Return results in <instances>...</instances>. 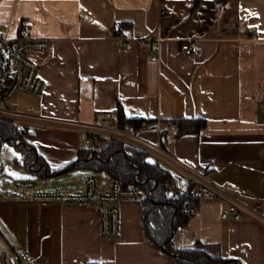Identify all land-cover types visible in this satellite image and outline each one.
I'll use <instances>...</instances> for the list:
<instances>
[{"label":"crops","instance_id":"1","mask_svg":"<svg viewBox=\"0 0 264 264\" xmlns=\"http://www.w3.org/2000/svg\"><path fill=\"white\" fill-rule=\"evenodd\" d=\"M26 24L33 36L51 38L54 50L41 71L43 96L20 112L83 123L115 112L112 124L123 127L122 113L129 119L123 128L160 140L215 183L264 197V0H0L1 33L17 37ZM119 37L131 47L121 46ZM149 37L161 40L156 54L143 45ZM188 39L198 43L195 58L182 52ZM185 118L205 119L206 125L178 136ZM144 121L153 126L142 128ZM25 140L53 171L77 160L85 145L83 135L57 129L33 131ZM14 163L48 190L0 188V247L29 251L30 264H172L170 254L145 235L143 198L120 204L118 240L101 236L97 209L36 198L83 193L89 176L108 191L109 176L98 179L78 168L41 177V168ZM175 180L180 192L187 188ZM225 208L201 203L175 236L176 246L200 243L215 258L264 264V228L222 219ZM0 264H9L3 254Z\"/></svg>","mask_w":264,"mask_h":264},{"label":"built area","instance_id":"2","mask_svg":"<svg viewBox=\"0 0 264 264\" xmlns=\"http://www.w3.org/2000/svg\"><path fill=\"white\" fill-rule=\"evenodd\" d=\"M160 41L159 38L149 37L145 38L143 45L152 54H156L160 49ZM118 42L123 47H131V42L125 38L119 37ZM181 49L188 58H195L199 53L195 39L182 42ZM53 50V40L33 36L32 28L28 24L23 25L19 35L14 38L6 32H0V121L12 123L17 130L28 135L36 130L57 129L83 135L85 144L88 145L101 138L122 142L143 151L159 166L173 172L180 180L186 181L187 185H193L196 202L186 204L190 216L197 213L203 202H222L226 205L221 211L222 219L230 217L235 221L248 220L264 228V197H246L242 189L233 184L215 183L203 171L164 149L160 140L150 142L131 129L112 124L113 120H118L115 112L99 113L93 122L83 123L14 109L10 100L19 91L38 98L43 96L45 81L41 71L51 59ZM152 126L153 124L146 121L142 123V128ZM85 184V191L80 194L44 195L36 198L97 209L101 236L104 239H120V204L125 200H141L144 193L139 188L125 187L120 180L112 181L108 191H101L95 176H89ZM174 185L175 181H170L167 191L171 192ZM0 254L7 257L9 264H30L32 260L29 251L19 253L0 247Z\"/></svg>","mask_w":264,"mask_h":264},{"label":"trees","instance_id":"3","mask_svg":"<svg viewBox=\"0 0 264 264\" xmlns=\"http://www.w3.org/2000/svg\"><path fill=\"white\" fill-rule=\"evenodd\" d=\"M120 125L128 124L129 119L120 113ZM135 128L138 121H132ZM206 125L205 119H182L177 126V135L199 133ZM23 132L12 123L0 121V147L5 141H13L22 152L21 162L32 170L41 168L38 175L47 177L69 172L78 168L94 172H105L112 180H120L125 187L139 188L143 193L142 220L147 238L156 246L170 254L172 264H240L234 258H215L200 249V243L192 248H179L175 236L186 227L191 218L186 204L195 203L193 185L180 192L176 185L168 192V183L176 181L170 170L146 162L147 155L122 142L101 138L94 144H85L77 160L51 170L37 150L26 140ZM18 162L19 159H16ZM47 167V169H45ZM178 255L179 257H176Z\"/></svg>","mask_w":264,"mask_h":264},{"label":"rangeland","instance_id":"4","mask_svg":"<svg viewBox=\"0 0 264 264\" xmlns=\"http://www.w3.org/2000/svg\"><path fill=\"white\" fill-rule=\"evenodd\" d=\"M37 97L24 93L22 91L17 92L10 100V105L16 108L18 111H26L33 104L37 102ZM22 152L17 148L16 144L11 141H5L0 147V188H10L15 191H21L22 188L37 189L36 191H47L48 188L38 177L31 171L25 169V167L17 168L14 163V159L21 161ZM100 179L108 178L105 172H94ZM62 180V179H58ZM41 189V190H40Z\"/></svg>","mask_w":264,"mask_h":264},{"label":"water","instance_id":"5","mask_svg":"<svg viewBox=\"0 0 264 264\" xmlns=\"http://www.w3.org/2000/svg\"><path fill=\"white\" fill-rule=\"evenodd\" d=\"M146 162L150 165H157L156 161L152 157H147ZM176 257H179L178 255H175Z\"/></svg>","mask_w":264,"mask_h":264}]
</instances>
